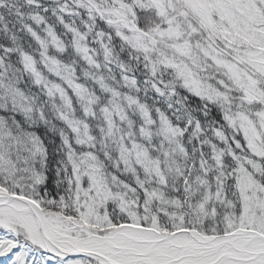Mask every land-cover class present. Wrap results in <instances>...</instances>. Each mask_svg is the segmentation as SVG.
Segmentation results:
<instances>
[{"label": "snow or ice", "instance_id": "6c2138e0", "mask_svg": "<svg viewBox=\"0 0 264 264\" xmlns=\"http://www.w3.org/2000/svg\"><path fill=\"white\" fill-rule=\"evenodd\" d=\"M0 264H264V0H0Z\"/></svg>", "mask_w": 264, "mask_h": 264}]
</instances>
